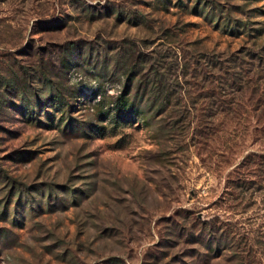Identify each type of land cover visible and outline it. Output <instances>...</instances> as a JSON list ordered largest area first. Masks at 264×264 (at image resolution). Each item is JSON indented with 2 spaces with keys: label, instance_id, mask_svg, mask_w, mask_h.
Returning a JSON list of instances; mask_svg holds the SVG:
<instances>
[{
  "label": "rangeland",
  "instance_id": "1",
  "mask_svg": "<svg viewBox=\"0 0 264 264\" xmlns=\"http://www.w3.org/2000/svg\"><path fill=\"white\" fill-rule=\"evenodd\" d=\"M250 153L264 0H0V264H264Z\"/></svg>",
  "mask_w": 264,
  "mask_h": 264
},
{
  "label": "trees",
  "instance_id": "2",
  "mask_svg": "<svg viewBox=\"0 0 264 264\" xmlns=\"http://www.w3.org/2000/svg\"><path fill=\"white\" fill-rule=\"evenodd\" d=\"M129 79V78H128ZM232 88L233 86H227L226 88ZM130 89L127 87L120 92V94L114 100L112 105V111H114L116 126L120 122L137 116L139 111L135 107L134 101H129ZM213 94H210L209 97H213ZM213 105L210 104V108L213 109ZM255 165L259 170H261L262 175H258V180L255 179H244L241 177V172L235 173L233 176L227 179L226 188H233L240 195L244 196L247 193L255 195V193L261 192L264 190V153H250L245 156L242 162L237 167H246L248 165ZM257 176V175H256Z\"/></svg>",
  "mask_w": 264,
  "mask_h": 264
}]
</instances>
